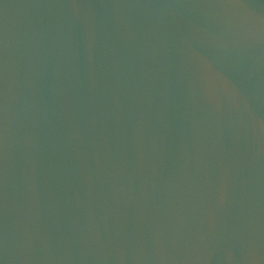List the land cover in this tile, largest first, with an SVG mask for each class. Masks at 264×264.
<instances>
[{"label":"water","instance_id":"95a60500","mask_svg":"<svg viewBox=\"0 0 264 264\" xmlns=\"http://www.w3.org/2000/svg\"><path fill=\"white\" fill-rule=\"evenodd\" d=\"M0 264H264V0H0Z\"/></svg>","mask_w":264,"mask_h":264}]
</instances>
